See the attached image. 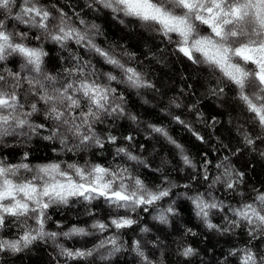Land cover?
Returning <instances> with one entry per match:
<instances>
[{"label": "trees", "instance_id": "trees-1", "mask_svg": "<svg viewBox=\"0 0 264 264\" xmlns=\"http://www.w3.org/2000/svg\"><path fill=\"white\" fill-rule=\"evenodd\" d=\"M21 2L17 0V4ZM40 4L50 8L53 16L66 14L69 24L86 31L98 47L115 55L126 66L144 73L146 81L154 87L137 89L127 83L112 82L124 97L126 111L137 120L105 117L95 126L104 141L103 147L95 144L73 147L78 141L70 139L67 145H62L59 138L45 139L51 134L54 123L45 119L41 105L32 123L43 124L44 128L31 131L25 127L17 130L16 135L0 138V161L12 165L28 163L32 167L49 162L83 166L88 162L113 169L128 168L148 188H167L169 195L135 211L116 209L102 198L91 202L72 198L68 205H53L47 210L46 231H68L75 225L86 228L90 234L69 238L61 235L55 240L40 238L19 252H0V264H141L134 242L153 264H159L161 259L164 264H241L246 251L254 253L257 259L264 257V235L259 231L253 233V226L233 217L231 211L253 203L258 193H264V130L237 98V89L226 80L218 84L217 77L223 79L218 71L194 64L179 53L175 42L178 38L175 34L171 39L163 36L159 25L113 12L98 0H40ZM19 11L15 6L13 14L8 16L0 10V19L5 21L9 32L26 31L31 46L44 48L48 53L44 58L48 73L62 78L63 70L71 67L78 57L81 63H89L102 79V74L107 72L121 75L102 57L75 41L62 47L44 38L36 40L40 35L37 29L14 19ZM58 22V19L54 21ZM22 63L19 56H9L0 62V72L5 69L21 72ZM221 86L225 89L223 93L213 92ZM177 103L180 108L175 107ZM149 125L163 127L183 145L184 154L195 164V169L184 165L180 151L164 136L152 132ZM194 132L201 139H197ZM109 133L118 138L116 143L107 141ZM246 135L253 140L252 144L246 142ZM126 136H131L132 141L125 140ZM118 147H126L139 161H129L123 154H117ZM226 170L232 173L234 188H225L221 183L212 185L217 176L226 178ZM18 175L23 178L31 174L21 170ZM173 184L176 187L173 188ZM197 195L223 205L209 214V220L218 225L217 229H208L196 215L192 198ZM169 206L175 211L165 213L168 225L153 219ZM117 216H126L136 223L120 230L109 227L103 233L91 228L94 221L108 223ZM225 217L236 219L239 227L230 225ZM29 225L35 227L34 221H29ZM144 227L149 231L143 232ZM225 228L229 231L220 230ZM21 234L20 224L11 218L8 225L0 229L3 239H17ZM113 236L119 251H114L111 244L98 247L101 241ZM60 245L68 249L95 248L96 251L90 257L73 261L61 254ZM189 247L194 250L193 254L182 255Z\"/></svg>", "mask_w": 264, "mask_h": 264}, {"label": "snow or ice", "instance_id": "snow-or-ice-1", "mask_svg": "<svg viewBox=\"0 0 264 264\" xmlns=\"http://www.w3.org/2000/svg\"><path fill=\"white\" fill-rule=\"evenodd\" d=\"M98 2L113 12H122L146 24L159 25V31L169 39L175 34L178 38L175 41L177 51L194 64L203 63L213 71H218L223 78L221 83L226 80L237 89V98L264 130V0ZM11 3L20 9L14 19L40 32L36 40L44 38L62 47L75 41L102 57L107 64L118 69L121 75L107 72L102 74V79L90 68L89 63H81L78 57L74 58L71 67L63 70L62 78L52 75L44 67V58L48 55L44 48L31 46L27 42L29 34L26 31L9 32L4 20L0 19V62L9 56H19L23 61L21 72L9 69L0 72V138L16 135L17 130L25 127L31 131L44 128L43 124L32 123V117L41 111V105L45 119L54 123L51 134L44 138H59L62 145H67L70 139L78 141L73 147H87L90 144L103 147L104 141L95 126L105 117H127L134 122L137 120L135 115L126 111L124 97L112 86V82L122 80L137 89L153 87L143 79L139 71L98 47L86 31L68 23L66 14L53 16L52 10L41 6L40 0H22L19 4L17 0H0V10L8 8ZM8 11L12 12L13 9L9 8ZM57 19L59 22L54 23ZM80 23L84 24V21ZM201 26H204L203 29ZM224 91L223 86L213 89L216 94ZM176 119L179 120L178 117ZM149 127L152 132L166 137L181 153L184 152L183 145L176 143L163 127ZM193 134L197 135L195 132ZM117 139L110 133L107 136V141L111 143H116ZM124 139L132 141L133 138L126 136ZM197 139L201 137L197 135ZM245 140L248 144L253 143L247 135ZM116 151L129 161H139L126 147H118ZM182 159L185 164H191L187 155H183ZM21 170L31 175L20 178L18 174ZM227 174L229 172L226 170ZM221 178L217 176L215 179L219 181ZM227 188L233 189L234 183H228ZM168 195L169 189L148 188L128 168L113 169L88 162L83 166L77 163L64 166L60 162H49L32 167L28 163L12 165L0 161V229L5 228L11 218L20 224L22 232L17 239L0 238V252H19L44 237L55 240L61 235L65 238L89 235L86 228L75 225L63 232L45 230L49 219L47 210L53 205H68L72 198L88 202L102 198L116 209L135 211L137 207L153 205ZM192 201L197 209L196 215L204 219L209 229H217L218 225L209 220V214L212 210H220L223 205L216 200L208 201L201 195L195 196ZM172 211L170 207L168 212ZM231 211L233 217L252 225L253 233L257 228L264 230V193H258L253 203H245L241 208ZM165 218L164 215L159 217L161 220ZM225 219L230 225L239 227L236 219ZM29 221H34L35 227L29 225ZM135 223L134 219L117 216L108 223L94 221L91 228L103 233L109 227L120 230ZM220 230L229 231L228 228ZM105 244H111L114 251L120 250L114 236L101 241L98 247H104ZM59 247L61 254L73 261L90 257L96 251L95 248L81 250L64 248L62 245ZM134 250L147 264V257L137 242H134ZM193 252L192 248H185L182 255L189 256ZM241 264H257L255 254L246 251Z\"/></svg>", "mask_w": 264, "mask_h": 264}, {"label": "clouds", "instance_id": "clouds-1", "mask_svg": "<svg viewBox=\"0 0 264 264\" xmlns=\"http://www.w3.org/2000/svg\"><path fill=\"white\" fill-rule=\"evenodd\" d=\"M14 7H15V4H14V3H11V4L8 5V8H6V9L3 10V12L6 13L8 16H11V15L13 14V11H12V12H9L8 9H9V8H10V9H13ZM4 22H5V21H4ZM197 65H203V66H206V67H208V69H209L210 71H213V69H212L211 67L207 66L206 64H203V63H197ZM140 73L142 74L143 79L146 80V75H145L144 73H142V72H140ZM117 82H118V83H123L122 80H118ZM217 83H218V84L221 83V80H220L219 77H217ZM153 87H154V85H153ZM150 88H152V87H150ZM250 90H251V89H250ZM175 107H176V108H180L181 105L177 103V104H175ZM165 138H166V137H165ZM166 139H167V138H166ZM167 140H168V139H167ZM175 142H176V143H179V142H177L176 140H175ZM179 144H180V143H179ZM91 145H92V144H90L89 146H91ZM172 145H173V144H172ZM180 155H181V159H182V156L185 155V154H184V152H183V153L180 152ZM182 162H183L184 165H187V166L192 167L193 169H195V164H193L192 160H191V164H185L184 161H183V159H182ZM182 170H183V169H182ZM225 177H226V178H221L219 181H217L216 179H214V180L212 181V185H216V184H218V183H221V184H223V185L225 186V188H227V184L230 183V182H232V178H233V177H232V173L229 172V174L225 175ZM172 187L174 188V187H176V185L173 184ZM213 200H215V199H213ZM170 207H171V206H169L168 208L162 210V211L159 213V215L153 217V219L159 220V221L161 222V224H163V225H168V224H169V221H168L167 218L161 220V219H159V217H160L161 215H164V216L166 217L165 213L168 212V209H169ZM171 208H172V207H171ZM172 210H173L172 212L175 211L173 208H172ZM202 219H203V218H202ZM203 222H204V224L206 225V222L204 221V219H203ZM207 228H208V227H207ZM145 229H146V231H143V232H147V231H149V229H148L147 227L142 228V230H145ZM208 229H209V228H208ZM257 231H259L260 234L264 235V230H261V229H259V228H257V229L254 230V232H257ZM143 253H144V256H146V253H145L144 251H143ZM255 256H256V255H255ZM139 257L141 258V264H145L144 259H143L141 256H139ZM256 258H257V257H256ZM147 264H153V261H152L151 259H148V258H147ZM159 264H164V262H163L162 259L159 261ZM257 264H264V257H260L259 259H257Z\"/></svg>", "mask_w": 264, "mask_h": 264}, {"label": "rangeland", "instance_id": "rangeland-1", "mask_svg": "<svg viewBox=\"0 0 264 264\" xmlns=\"http://www.w3.org/2000/svg\"><path fill=\"white\" fill-rule=\"evenodd\" d=\"M118 23H120L119 21H117ZM143 100V99H142Z\"/></svg>", "mask_w": 264, "mask_h": 264}]
</instances>
